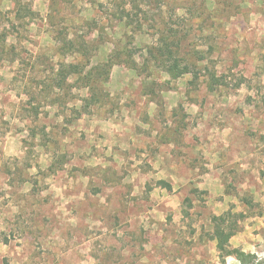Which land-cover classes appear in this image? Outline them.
Listing matches in <instances>:
<instances>
[{
    "label": "rangeland",
    "instance_id": "374dc122",
    "mask_svg": "<svg viewBox=\"0 0 264 264\" xmlns=\"http://www.w3.org/2000/svg\"><path fill=\"white\" fill-rule=\"evenodd\" d=\"M173 35L197 78L158 55ZM247 195L264 205V0H0V264H222L227 211L264 264Z\"/></svg>",
    "mask_w": 264,
    "mask_h": 264
},
{
    "label": "trees",
    "instance_id": "16d2710c",
    "mask_svg": "<svg viewBox=\"0 0 264 264\" xmlns=\"http://www.w3.org/2000/svg\"><path fill=\"white\" fill-rule=\"evenodd\" d=\"M173 35L171 38L168 36L160 37V44L155 48L158 50V55L163 59V61L167 64V71L173 74L174 76H179L182 74L192 73L195 78L199 76L198 70L195 68V65L189 62L188 60H184L178 54V43L175 41ZM152 52V51H151ZM121 54L123 53H112L111 57L117 60L121 59ZM129 56L127 61L129 66L132 68H136L137 62L133 59L131 53H127ZM130 60V61H129ZM69 67L74 68L75 65H68ZM74 71H68L66 66L60 67V69L56 72L55 78L57 83L55 87L63 88L65 82L68 79V74H71ZM220 77L217 75L215 71L210 73L209 75V85L211 87L215 86L217 82H219ZM90 98H93L91 95ZM160 185L167 189H171L172 185L170 182L165 180L158 181ZM198 191V189H196ZM241 200L249 207V208H259L256 214H264V205L260 202H255L253 198L249 195L241 197ZM256 210V209H255ZM243 212L235 213L232 211L224 212L221 215H212V227H213V238L216 240V248L219 252V257L222 264H227V257L231 255H235L242 264H248L251 262L253 258V254L247 253L246 251L233 247L231 245L230 239L235 234L237 230V220L242 219L244 217Z\"/></svg>",
    "mask_w": 264,
    "mask_h": 264
}]
</instances>
